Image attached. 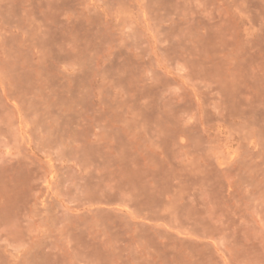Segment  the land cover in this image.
<instances>
[{"label": "rangeland", "instance_id": "obj_1", "mask_svg": "<svg viewBox=\"0 0 264 264\" xmlns=\"http://www.w3.org/2000/svg\"><path fill=\"white\" fill-rule=\"evenodd\" d=\"M0 264H264V0H0Z\"/></svg>", "mask_w": 264, "mask_h": 264}]
</instances>
